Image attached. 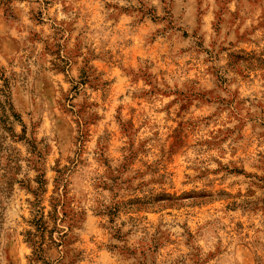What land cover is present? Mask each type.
Wrapping results in <instances>:
<instances>
[{"label": "rangeland", "instance_id": "rangeland-1", "mask_svg": "<svg viewBox=\"0 0 264 264\" xmlns=\"http://www.w3.org/2000/svg\"><path fill=\"white\" fill-rule=\"evenodd\" d=\"M44 263L264 264V0H0V264Z\"/></svg>", "mask_w": 264, "mask_h": 264}, {"label": "trees", "instance_id": "trees-1", "mask_svg": "<svg viewBox=\"0 0 264 264\" xmlns=\"http://www.w3.org/2000/svg\"><path fill=\"white\" fill-rule=\"evenodd\" d=\"M35 219H36V224L35 225L37 226L38 231L44 232L47 229L46 222L43 221V219H42V217L40 215L39 216L37 215L35 217ZM34 238H35V236H34ZM34 244L37 245L36 246V250H35V254H36L35 258H36V260H40L42 258V252L44 251L43 247H42L43 242H42V240L34 241ZM44 264H48V263H44Z\"/></svg>", "mask_w": 264, "mask_h": 264}]
</instances>
